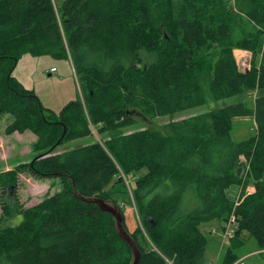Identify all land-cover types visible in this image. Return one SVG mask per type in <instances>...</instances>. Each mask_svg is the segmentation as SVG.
<instances>
[{
	"label": "trees",
	"instance_id": "trees-1",
	"mask_svg": "<svg viewBox=\"0 0 264 264\" xmlns=\"http://www.w3.org/2000/svg\"><path fill=\"white\" fill-rule=\"evenodd\" d=\"M234 49L252 54L247 74ZM24 55L70 61L79 95L58 116L13 77ZM254 90L253 109L213 108L161 136L123 132L137 112L165 117L205 105L206 94L220 101ZM7 114L5 135L33 133L36 155L0 174V264H130L112 216L79 196L114 202L124 225V180L143 170L129 194L138 264H204L200 225L230 214L237 230L219 264L238 260L244 232L264 249V0H0V120ZM237 116H253L257 128L234 143ZM89 137L92 144L58 152ZM19 173L61 189L24 208L14 194ZM236 186L244 190L234 205ZM12 216L17 225H2Z\"/></svg>",
	"mask_w": 264,
	"mask_h": 264
},
{
	"label": "rangeland",
	"instance_id": "rangeland-1",
	"mask_svg": "<svg viewBox=\"0 0 264 264\" xmlns=\"http://www.w3.org/2000/svg\"><path fill=\"white\" fill-rule=\"evenodd\" d=\"M55 6L63 0H53ZM235 65L238 72L247 74L253 63L252 54L249 51L234 49L232 52ZM143 59L149 62L148 55L142 54ZM255 63H259V56L256 57ZM54 69V70H52ZM13 77L23 86L24 89L32 92L40 101L46 113L58 116L59 111L70 101H76L79 95V88L76 78L68 59H57L51 56L34 57L31 55L22 56L14 71ZM258 97V91L244 92L242 95L228 99L214 101L209 94H206L207 102L205 105L176 113L174 115L156 118H146L140 113H136L134 126L123 130L124 133L134 132L142 129H149L157 134L166 135L170 130L168 125L172 122L184 120L192 116L200 115L208 112L213 108H218L227 105H244L249 109L254 108V102ZM13 120L11 115H4L0 120V174L13 170L17 165L32 161L36 154L32 152V144L36 137L33 133L26 131L24 133H13L5 135L4 130ZM231 139L234 143L242 142L254 135L256 132V122L253 116H237L232 121ZM94 137L82 138L70 141L58 149V152L71 150L75 148L85 147L94 142ZM97 140V139H96ZM243 160V157H240ZM145 173L141 171L130 175L129 180H124L127 186L128 196L121 197L124 199V226L128 233L135 230V226L139 225V220L136 216V210L133 207L131 200V188L134 182ZM129 185V187H128ZM61 185L58 180H39L31 177L27 173H19L17 186L14 189L15 197L20 205L24 208H29L41 202L46 196L58 193ZM243 187H231L228 194L234 205L241 202L243 199ZM253 191L251 185L244 190L245 194H250ZM1 196V190H0ZM4 199L10 203L13 200L9 194L4 195ZM129 199L132 206L129 204ZM1 212V211H0ZM232 214L228 216L230 220ZM20 216H12L10 219L2 222V225L14 226L20 222ZM219 220H212L208 223L200 225V230L204 234L207 247L203 255V263L211 264L223 260L227 249H231V240L235 238L237 226L230 223L229 237L223 236V226ZM240 246L236 248L234 253L238 259L245 258L247 264H264V249H259L255 239L247 233L240 236ZM220 262V263H221Z\"/></svg>",
	"mask_w": 264,
	"mask_h": 264
},
{
	"label": "water",
	"instance_id": "water-1",
	"mask_svg": "<svg viewBox=\"0 0 264 264\" xmlns=\"http://www.w3.org/2000/svg\"><path fill=\"white\" fill-rule=\"evenodd\" d=\"M79 198L84 202L96 204L99 207L100 211L104 213H108L112 216L114 220L115 233L124 243L128 245L130 249V253L132 256V260L130 264H138L139 259H140V251L134 239L126 231L122 223L123 221L122 214L119 208L116 206V204L112 201H104L102 199L95 198V197L79 196Z\"/></svg>",
	"mask_w": 264,
	"mask_h": 264
},
{
	"label": "built area",
	"instance_id": "built-area-1",
	"mask_svg": "<svg viewBox=\"0 0 264 264\" xmlns=\"http://www.w3.org/2000/svg\"><path fill=\"white\" fill-rule=\"evenodd\" d=\"M54 70V69H52ZM230 223H233L234 225H236V219L235 217L232 215L230 220L224 221L222 226H223V236L226 237L228 235L229 237V227H230ZM245 258H240L238 259L236 262H234L233 264H247L245 263ZM211 264H216V263H211Z\"/></svg>",
	"mask_w": 264,
	"mask_h": 264
}]
</instances>
